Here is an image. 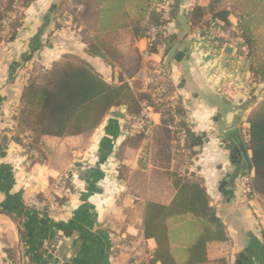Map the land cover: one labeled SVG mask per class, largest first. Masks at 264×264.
<instances>
[{"label": "crops", "instance_id": "obj_1", "mask_svg": "<svg viewBox=\"0 0 264 264\" xmlns=\"http://www.w3.org/2000/svg\"><path fill=\"white\" fill-rule=\"evenodd\" d=\"M9 3L0 0V10ZM209 3L166 0V44L152 57L145 55L146 39H136L130 29L115 33V66L88 52L95 19L81 17L83 7L75 0H34L7 35L0 30V264H113L118 255L128 259L118 247L143 241L150 264L158 243L145 236L147 206L173 203L175 175L184 164L162 125V113L152 114L155 129L147 146L142 137L126 133L128 121L137 115L127 106L112 108L90 132L60 138L36 139L19 127L16 116L31 77L68 58L86 61L110 84L123 80L140 110L139 101L148 96L149 72L164 63L176 44L184 58L169 62V93L177 100L183 125L202 137L194 147L191 173L202 180L225 234L223 241L206 243L201 264H264V198L236 186L241 174L252 179L253 173L246 163L244 170L243 162L235 163L237 141L247 143L249 116L264 97L258 92L250 96L245 87L254 76L248 59L235 49L226 53L227 46L223 51L203 42L199 31L211 16L196 27L189 22L195 7ZM217 10L230 11L231 0H223ZM229 20L239 23L235 14ZM28 145L36 157L29 155ZM66 175L70 180L63 189L59 180ZM34 200L50 205L41 212L32 206ZM190 217L170 219L167 225L172 256L183 263L192 244Z\"/></svg>", "mask_w": 264, "mask_h": 264}, {"label": "trees", "instance_id": "obj_2", "mask_svg": "<svg viewBox=\"0 0 264 264\" xmlns=\"http://www.w3.org/2000/svg\"><path fill=\"white\" fill-rule=\"evenodd\" d=\"M14 1L10 0L9 7L0 10V23ZM32 1L34 0H24L26 7ZM95 1L75 0L83 7L79 13L81 17L95 19L94 36L87 44L88 52L104 59L111 66L118 62V52L112 43L113 36L118 31L130 29L136 39H147L152 28L167 29L162 10L166 0ZM222 1L210 0L205 8L195 7L188 15L189 22L196 27L210 15L211 19L202 29L208 27L213 19H220L226 29L235 28L234 34L240 35L249 46L248 59L252 73L264 83V0H231L230 11H218ZM231 14L238 17V25L230 22ZM165 41L166 38L160 36L157 42L165 45ZM152 51L158 53L156 48ZM167 78L169 80V74ZM168 86L170 91V80ZM122 106H127L130 114L136 115L140 111L127 83L120 79L119 84H110L86 61L68 58L55 65L52 70L31 77L23 89L16 120L20 128L32 133L36 139L42 136L60 138L94 130L112 108ZM159 111L162 113L163 127L174 139L167 128L172 119L171 110L162 106ZM248 123L249 139L245 145L253 164L251 190L264 198V98L250 114ZM188 135L192 156H195L194 147L202 143V137L189 131ZM29 147L33 146L28 145V151L31 150ZM237 151L238 148L236 156ZM243 160L238 155L235 163L241 164ZM175 176L177 195L173 203L170 206L156 203L147 206L145 236L154 238L158 243L150 264H201L206 259V243L223 241L224 228L215 209L210 206L202 180L191 172L184 176L176 173ZM188 215L191 216L189 223L193 230L192 244L187 250L189 259L183 263L172 256L169 246L172 236L167 225L170 219L181 221L187 219ZM220 264L225 262L222 260Z\"/></svg>", "mask_w": 264, "mask_h": 264}, {"label": "built area", "instance_id": "obj_3", "mask_svg": "<svg viewBox=\"0 0 264 264\" xmlns=\"http://www.w3.org/2000/svg\"><path fill=\"white\" fill-rule=\"evenodd\" d=\"M26 13V5L24 0H15L1 21V33L2 35H7L11 30V26L14 22L22 19ZM200 37L203 42H207L206 46L210 48L212 45H219V49L223 50L227 46L228 48L235 49L242 57L248 59L249 56V46L246 44L245 40L238 34H234L236 29L232 30L224 28V24L220 19L211 20L208 27L201 29ZM160 36H166V29L164 27H154L148 33L147 44L148 48L145 53L147 57H152L154 53L153 48L160 50L163 44L158 43ZM158 43V44H157ZM249 60V59H248ZM168 70L166 69L164 63L157 64L147 78V85L145 87V93L147 97L139 101L140 111L139 113L131 118L126 127V133L129 136H139L143 139L151 140L154 134L155 122L152 118L154 112L159 111V108L166 106L171 110V121L167 124V128L170 130L172 136L174 137L175 145L178 148V152L182 155L184 164L180 168V175L184 176L191 172L193 157L192 150L189 146V135L188 127L183 125V119L178 114L177 100L172 97L168 91ZM250 79H248L245 87H250ZM256 81L255 79H253ZM224 91L230 92L231 90L225 89ZM31 157H36L37 152L31 150L29 152ZM69 176H64L59 180L60 187L67 189ZM50 205L48 202H42L40 200L32 201V206L38 211H44ZM55 211V210H54ZM53 211V212H54ZM121 252L127 255L128 259L125 261L120 255L116 256L113 264H148L147 259V247L146 243L143 241L136 245L135 243H125L118 247ZM62 264V263H58Z\"/></svg>", "mask_w": 264, "mask_h": 264}, {"label": "water", "instance_id": "obj_4", "mask_svg": "<svg viewBox=\"0 0 264 264\" xmlns=\"http://www.w3.org/2000/svg\"><path fill=\"white\" fill-rule=\"evenodd\" d=\"M177 50H178V45L176 44L175 46H173V48L171 49L169 55L166 57V59L164 61V65H165L166 69L168 70V72L170 71L169 62H170V60L172 58H174L177 61H182V59L184 58V54L182 52H178ZM229 52H230V48L226 50V53H229ZM123 109H124V112L127 110L126 107H124ZM111 114L115 115V116H120L122 118L126 117L123 114V112L119 111V110H115V111L112 110ZM237 144H238L237 154L239 156H242V158L244 159L249 171L252 172L253 171V164H252V161H251V158H250V154H249V152H248V150L246 148V145H245L244 141L239 139L237 141Z\"/></svg>", "mask_w": 264, "mask_h": 264}, {"label": "rangeland", "instance_id": "obj_5", "mask_svg": "<svg viewBox=\"0 0 264 264\" xmlns=\"http://www.w3.org/2000/svg\"><path fill=\"white\" fill-rule=\"evenodd\" d=\"M92 1V3H95L96 1L95 0H91ZM0 25H1V23H0ZM40 72H38L37 74H39ZM36 74V75H37ZM33 76H35V75H33ZM32 76V77H33ZM253 78H255L256 79V77L255 76H251L250 77V83L249 84H252L249 88H248V94H250V96H252L253 94L255 95L257 92V94H262V97L261 98H263L264 97V86L263 87H261L262 86V84H259V81L256 79V81H254L253 80ZM259 101H260V99H259ZM249 139V138H248ZM145 140V144L146 143H148V145L150 144V140H147V139H144ZM146 146H147V144H146ZM245 163H244V160H243V165H242V167H243V170H244V165ZM251 174V173H250ZM241 176V178H239L238 179V181H237V183H236V186L237 187H239L240 189H242L245 193L248 191H252L251 190V184H250V186L248 185L249 183H251V181H250V177H249V174H247V173H243V174H241L240 175ZM142 183V182H141ZM244 188V189H243Z\"/></svg>", "mask_w": 264, "mask_h": 264}, {"label": "flooded vegetation", "instance_id": "obj_6", "mask_svg": "<svg viewBox=\"0 0 264 264\" xmlns=\"http://www.w3.org/2000/svg\"><path fill=\"white\" fill-rule=\"evenodd\" d=\"M237 157H238V155H237Z\"/></svg>", "mask_w": 264, "mask_h": 264}]
</instances>
